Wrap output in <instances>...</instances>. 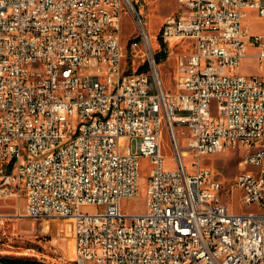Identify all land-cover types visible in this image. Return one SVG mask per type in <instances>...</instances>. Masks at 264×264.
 I'll list each match as a JSON object with an SVG mask.
<instances>
[{
    "label": "built area",
    "instance_id": "2783aa9c",
    "mask_svg": "<svg viewBox=\"0 0 264 264\" xmlns=\"http://www.w3.org/2000/svg\"><path fill=\"white\" fill-rule=\"evenodd\" d=\"M140 2L0 0V196L25 197L28 216L69 218L76 264H264V171L235 177L238 206L254 208L240 212L203 164L264 145V33L244 21L249 10L264 17V0H177L155 36L173 57L174 91L154 62ZM125 12L147 72L124 67ZM250 46L259 73L246 75ZM32 57L45 67L26 74ZM143 157L152 164L146 209L124 212L122 200L140 195ZM258 161L264 154L251 155Z\"/></svg>",
    "mask_w": 264,
    "mask_h": 264
},
{
    "label": "rangeland",
    "instance_id": "374dc122",
    "mask_svg": "<svg viewBox=\"0 0 264 264\" xmlns=\"http://www.w3.org/2000/svg\"><path fill=\"white\" fill-rule=\"evenodd\" d=\"M147 22V29L153 39L155 55L160 52L161 43L155 38L163 20L178 8L177 0H141L138 4ZM122 42L125 58L124 67L130 71H149L151 62L142 43L136 22L128 13H124ZM245 23L253 32L264 33V17L257 10H249L244 18ZM177 48H172L176 50ZM259 47L250 46L248 56L243 60L242 72L246 75L259 73L256 55ZM165 53L166 55H164ZM161 53L159 61L154 59L163 81L168 90H175V63L168 53ZM145 66L144 68H142ZM163 151L166 155V166L174 168L176 159L171 147V141L164 128ZM189 134L180 130L179 138L182 144H188ZM246 149H227L213 155L205 156L203 164L211 167L216 177L223 184L221 199L230 209L245 212L254 209L253 206H238L239 194L231 189L235 177L243 171L253 169V166L242 162ZM192 157H185L190 168ZM147 157L141 158V191L137 198L122 200V210L128 213H140L146 209L147 176L151 167ZM20 207V208H19ZM89 207L87 210H95ZM21 214H20V213ZM25 197L0 196V213L5 216V223L0 228V255L20 256L40 260L46 264H76L75 238L73 222L63 216L33 217L25 214ZM90 264V263H88ZM93 264H96L93 262Z\"/></svg>",
    "mask_w": 264,
    "mask_h": 264
},
{
    "label": "bare ground",
    "instance_id": "6f19581e",
    "mask_svg": "<svg viewBox=\"0 0 264 264\" xmlns=\"http://www.w3.org/2000/svg\"><path fill=\"white\" fill-rule=\"evenodd\" d=\"M37 67H45V60L41 59L40 57L30 58L29 61H26V74H35V71H37ZM242 148L246 149L242 162L253 166V169L244 172V174L257 175L263 173L264 161L250 162V160H251V155L264 154V145L263 147L260 146L239 147L238 149H242Z\"/></svg>",
    "mask_w": 264,
    "mask_h": 264
},
{
    "label": "trees",
    "instance_id": "16d2710c",
    "mask_svg": "<svg viewBox=\"0 0 264 264\" xmlns=\"http://www.w3.org/2000/svg\"><path fill=\"white\" fill-rule=\"evenodd\" d=\"M161 53L163 51H160L156 54V61H159L161 58ZM166 55L165 53H163ZM143 66L142 68H144ZM0 264H46L40 260L32 259V258H26V257H20V256H11V255H0Z\"/></svg>",
    "mask_w": 264,
    "mask_h": 264
},
{
    "label": "crops",
    "instance_id": "0c3cea01",
    "mask_svg": "<svg viewBox=\"0 0 264 264\" xmlns=\"http://www.w3.org/2000/svg\"><path fill=\"white\" fill-rule=\"evenodd\" d=\"M88 263L93 264V262H88ZM88 263H87V264H88Z\"/></svg>",
    "mask_w": 264,
    "mask_h": 264
}]
</instances>
